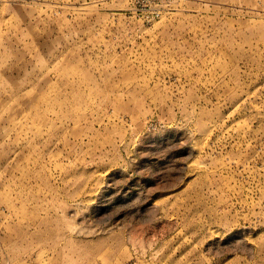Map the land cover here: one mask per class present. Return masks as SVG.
<instances>
[{
  "label": "rangeland",
  "instance_id": "1",
  "mask_svg": "<svg viewBox=\"0 0 264 264\" xmlns=\"http://www.w3.org/2000/svg\"><path fill=\"white\" fill-rule=\"evenodd\" d=\"M0 264H264V0H0Z\"/></svg>",
  "mask_w": 264,
  "mask_h": 264
}]
</instances>
